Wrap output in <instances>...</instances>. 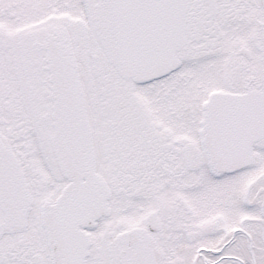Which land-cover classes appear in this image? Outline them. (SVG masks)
<instances>
[{
    "label": "snow or ice",
    "instance_id": "6c2138e0",
    "mask_svg": "<svg viewBox=\"0 0 264 264\" xmlns=\"http://www.w3.org/2000/svg\"><path fill=\"white\" fill-rule=\"evenodd\" d=\"M0 264H264V0H0Z\"/></svg>",
    "mask_w": 264,
    "mask_h": 264
}]
</instances>
